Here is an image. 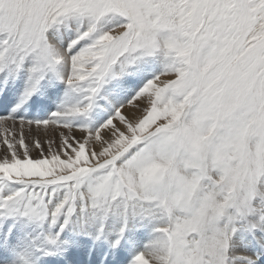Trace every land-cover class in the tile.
<instances>
[{"label": "snow or ice", "instance_id": "snow-or-ice-1", "mask_svg": "<svg viewBox=\"0 0 264 264\" xmlns=\"http://www.w3.org/2000/svg\"><path fill=\"white\" fill-rule=\"evenodd\" d=\"M0 264H264V0H0Z\"/></svg>", "mask_w": 264, "mask_h": 264}]
</instances>
